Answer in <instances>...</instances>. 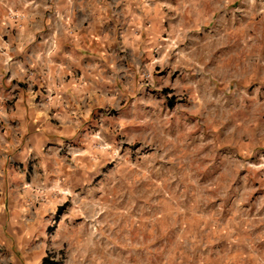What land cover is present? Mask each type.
<instances>
[{
	"label": "rangeland",
	"instance_id": "374dc122",
	"mask_svg": "<svg viewBox=\"0 0 264 264\" xmlns=\"http://www.w3.org/2000/svg\"><path fill=\"white\" fill-rule=\"evenodd\" d=\"M159 43L145 93L88 133L98 162L52 214V264L260 262L234 236L264 222V4Z\"/></svg>",
	"mask_w": 264,
	"mask_h": 264
},
{
	"label": "crops",
	"instance_id": "0c3cea01",
	"mask_svg": "<svg viewBox=\"0 0 264 264\" xmlns=\"http://www.w3.org/2000/svg\"><path fill=\"white\" fill-rule=\"evenodd\" d=\"M232 1L0 0V264H52V214L98 162L88 133L145 93L164 35ZM238 233L240 258L263 264L264 222Z\"/></svg>",
	"mask_w": 264,
	"mask_h": 264
},
{
	"label": "built area",
	"instance_id": "2783aa9c",
	"mask_svg": "<svg viewBox=\"0 0 264 264\" xmlns=\"http://www.w3.org/2000/svg\"><path fill=\"white\" fill-rule=\"evenodd\" d=\"M53 43H54L53 41L50 42L48 49H47V53L50 52V50L53 48V46H54Z\"/></svg>",
	"mask_w": 264,
	"mask_h": 264
},
{
	"label": "trees",
	"instance_id": "16d2710c",
	"mask_svg": "<svg viewBox=\"0 0 264 264\" xmlns=\"http://www.w3.org/2000/svg\"><path fill=\"white\" fill-rule=\"evenodd\" d=\"M42 262H44V259H43V261Z\"/></svg>",
	"mask_w": 264,
	"mask_h": 264
}]
</instances>
